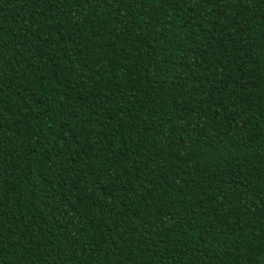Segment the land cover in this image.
<instances>
[{"label": "trees", "instance_id": "1", "mask_svg": "<svg viewBox=\"0 0 264 264\" xmlns=\"http://www.w3.org/2000/svg\"><path fill=\"white\" fill-rule=\"evenodd\" d=\"M0 264H264V0H0Z\"/></svg>", "mask_w": 264, "mask_h": 264}]
</instances>
